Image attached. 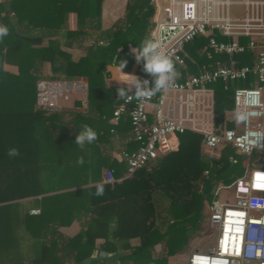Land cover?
<instances>
[{
  "label": "trees",
  "instance_id": "trees-1",
  "mask_svg": "<svg viewBox=\"0 0 264 264\" xmlns=\"http://www.w3.org/2000/svg\"><path fill=\"white\" fill-rule=\"evenodd\" d=\"M103 3L104 0H0V25L9 30V35L0 41V171L5 172L4 165L10 164L14 178L9 185L0 180V210L16 209L18 203L11 201L23 195L46 193L38 182L37 151L42 145L80 149L75 139L84 125L108 122L120 101V87L106 84L109 66L120 68L127 61L122 71L131 72L134 66L139 72L131 47L150 38L154 14L151 0H127L124 15L108 29H102ZM71 13L77 18L75 30L68 27ZM215 35L219 41L231 39L218 31ZM87 39L92 43L85 55L73 60L66 48ZM248 39L241 36L239 42L244 45ZM207 45L208 37L204 35L185 45L189 56L185 58L186 67L173 61L176 71H181V79L217 62H230L225 53L211 51L208 57ZM232 59L238 65H251L254 54L246 49ZM47 63L51 74L43 75ZM5 64L17 66L18 73L5 70ZM43 77L86 78L87 112L73 113L64 122V110L50 114L36 110V82ZM254 80V75L249 74L245 80H218L209 85L213 90L215 126L222 127L225 111L234 109V89L254 86ZM127 121L130 124L128 117ZM226 127H233V122H226ZM110 128L107 124L108 132ZM178 141L176 150L120 182L41 196L39 214L26 215L24 219L31 245L24 254L16 228L7 232L0 221V264H168L169 256L183 252L191 238L199 235L205 203L211 202L214 189L220 183L230 184L246 167V158L230 145L217 157L205 153L200 133L187 130L178 134ZM11 147L19 149L18 157L7 156ZM136 147L137 144L127 150ZM83 151L86 161L87 145ZM85 167L89 168L88 161ZM110 167L116 177L125 170L124 164L116 161ZM22 176L28 177L27 184L20 181ZM101 188L103 195H95ZM82 218L81 230L73 237L58 231L59 226ZM18 220L16 216L15 223ZM99 239L103 242L98 245ZM133 239L138 240L137 245L132 244ZM157 245H161V251L154 255ZM94 249L117 258H90ZM85 259L88 260L83 263Z\"/></svg>",
  "mask_w": 264,
  "mask_h": 264
},
{
  "label": "built area",
  "instance_id": "built-area-1",
  "mask_svg": "<svg viewBox=\"0 0 264 264\" xmlns=\"http://www.w3.org/2000/svg\"><path fill=\"white\" fill-rule=\"evenodd\" d=\"M150 39L158 40L162 50L180 67L186 66L185 45L196 36L208 37L207 56L225 53L229 63L217 62L203 67L197 74L175 79L172 86L144 98L120 100L113 110L112 131L121 118L128 117L135 150L124 149L116 158L125 170L121 177L106 169L105 184H114L149 166L158 157L177 149L178 134L187 130L202 135V148L211 156L230 145L246 158L241 176L230 184H219L214 198L204 211L216 230L215 244L209 249L196 248L184 264H264V0H151ZM243 7L244 12H240ZM231 39L219 41L215 32ZM248 36L246 44L239 37ZM249 49L254 54L251 65H238L232 59ZM137 77L148 79L143 63ZM255 77L254 86L236 87L233 92L234 112L241 118V128L218 126L212 122L213 90L210 84L222 80H245ZM88 81L84 77H43L36 82L35 109L44 113L62 112L68 102L79 100L87 105ZM128 95H134V89ZM118 99V98H117ZM156 99L149 120L147 105ZM229 160L236 162L233 156ZM208 175V170L204 171ZM226 192V193H225ZM33 212H36L34 210ZM161 251L157 249L156 255Z\"/></svg>",
  "mask_w": 264,
  "mask_h": 264
},
{
  "label": "crops",
  "instance_id": "crops-1",
  "mask_svg": "<svg viewBox=\"0 0 264 264\" xmlns=\"http://www.w3.org/2000/svg\"><path fill=\"white\" fill-rule=\"evenodd\" d=\"M126 2V0H104L102 11V29L110 28L119 18L124 15ZM68 27L71 30H75L77 28V18L74 13H71L69 15ZM90 43H92V39H87L83 42L74 44L73 46L66 48V50L69 51L72 56V59L76 61L80 57L85 55L86 49ZM132 49L134 48L131 47V50ZM187 57L189 56L187 55ZM185 67L186 66L182 68ZM4 68L5 70L11 73H18V68L15 65L5 64ZM107 69L109 71V75L106 77L107 86L113 85L119 87H127L126 84H123L116 80H111L114 78H125L123 74L119 71V67H115L114 65H112L109 66ZM42 73L43 75L51 74V66L49 63L43 66ZM123 73L137 76V72L135 71L134 66L131 72L123 71ZM177 73L178 76L176 77V79H181V71L178 70ZM154 94L156 95L155 92ZM159 95L156 96L158 97ZM155 105L156 99L152 100L147 105L149 111V120H152L153 118L152 112L154 111ZM77 112L85 114L87 112V105L82 106L79 104V100L73 99L72 101L67 103L66 108L64 109V112L62 114L63 121L65 122L69 120L72 117V114ZM95 118L98 119V117ZM212 122H214V116L212 117ZM226 122H233V128H241V118L238 114L234 112V109L230 111H225L223 126H226ZM107 124L111 125L109 132L106 130ZM126 127H128L127 130ZM92 128L97 132L98 139L92 144L87 145L88 158L86 161H88L89 168L85 167V155L84 151H82L81 149H76L70 146L69 148H67L61 145H42L41 149L37 151V156L39 157L38 182L41 186H43V188H45L46 193L30 196L23 195L11 201H16L18 203V207H16V209L10 208L0 210V221L5 223L4 229L6 231L9 230V232H11L16 228L19 233V246L22 251L21 254H24V250L31 246L30 239L27 235V227H25L26 224L24 222V219L26 215L35 216L39 214L40 208L38 201L41 196L69 191L81 187H90L105 184L103 182L104 171L106 169H111L110 166L112 162L116 161L119 163L118 159L116 158V155L120 151L132 148L137 144L131 138L130 124L128 121L126 122V117L121 118L120 122L117 125H114L113 131L111 130L113 128L112 115L108 119V122H101L99 124H96ZM81 157L84 161L82 164L78 163V160ZM4 166L6 170L5 172L0 171V180H3V183H5V185L12 184L14 182L12 167L10 166V164H5ZM86 169L91 170L87 171ZM20 181L22 183L25 182L27 184L28 177L22 176L20 177ZM5 189H8V187ZM34 210H36V212H33ZM16 216L19 217L18 223H15ZM83 223L84 218L80 220H74L68 225L59 226L58 231H60L64 236L73 237L81 230ZM102 242V239L97 240L98 245ZM132 244L137 245L138 240L133 239ZM4 245H7V243ZM174 257L175 255L169 256V264L172 263L171 260Z\"/></svg>",
  "mask_w": 264,
  "mask_h": 264
},
{
  "label": "clouds",
  "instance_id": "clouds-1",
  "mask_svg": "<svg viewBox=\"0 0 264 264\" xmlns=\"http://www.w3.org/2000/svg\"><path fill=\"white\" fill-rule=\"evenodd\" d=\"M8 35V28L0 25V41H3ZM132 55L137 63H143L145 74L152 77L151 87H149L150 81L148 79L141 80L135 75L123 73L122 70L127 64V61H123L119 71L125 78L111 79L127 85V87H120L117 89L120 100H124L125 103H128L130 97L135 96L144 98L151 95L153 92L164 91L172 86L178 73L175 69L173 60L162 50L158 40L150 38L142 40L138 43V47L132 49ZM133 89L134 95H128ZM97 139V132L92 127L84 125L76 135L75 144L83 151L86 145L92 144ZM6 154L9 158H15L20 155V152L18 148L11 147L7 150ZM83 162V158L81 157L78 163L82 164ZM95 195H103V189H99Z\"/></svg>",
  "mask_w": 264,
  "mask_h": 264
},
{
  "label": "rangeland",
  "instance_id": "rangeland-1",
  "mask_svg": "<svg viewBox=\"0 0 264 264\" xmlns=\"http://www.w3.org/2000/svg\"><path fill=\"white\" fill-rule=\"evenodd\" d=\"M110 1H113V0H110ZM240 12H244L243 7H241ZM214 198L216 197L212 195L210 197L211 201ZM215 235H216V230L214 227L210 225L208 216L204 211L202 229L200 230L199 235L191 238V241L188 247L183 252L176 254L175 257L172 258L171 264H184L187 255L196 248H203L205 250L211 248L215 244ZM159 247L161 246L160 245L156 246L155 251L153 252L154 255H156L157 249Z\"/></svg>",
  "mask_w": 264,
  "mask_h": 264
},
{
  "label": "water",
  "instance_id": "water-1",
  "mask_svg": "<svg viewBox=\"0 0 264 264\" xmlns=\"http://www.w3.org/2000/svg\"><path fill=\"white\" fill-rule=\"evenodd\" d=\"M114 60H115V58H114ZM98 256H100V257H106V256L110 257V256H113V258H117V255H113L112 253H106V252L101 251L99 249H94L93 252H92V254L90 255V258H96ZM87 260L88 259H85L83 261V263L86 262Z\"/></svg>",
  "mask_w": 264,
  "mask_h": 264
}]
</instances>
